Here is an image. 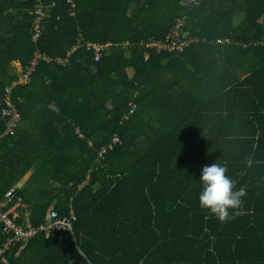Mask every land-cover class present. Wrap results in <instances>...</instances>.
Instances as JSON below:
<instances>
[{"label":"trees","instance_id":"1","mask_svg":"<svg viewBox=\"0 0 264 264\" xmlns=\"http://www.w3.org/2000/svg\"><path fill=\"white\" fill-rule=\"evenodd\" d=\"M184 1L76 0L72 15L69 0H40L33 42L37 1L0 0V201L15 188L36 227L51 210L76 214L72 233L16 244L8 264H264V0ZM179 18L198 42L143 45ZM81 41L111 46L99 62L69 56ZM37 52L50 61L13 88L19 120L5 135L14 63ZM214 163L247 191L227 222L199 207Z\"/></svg>","mask_w":264,"mask_h":264},{"label":"built area","instance_id":"2","mask_svg":"<svg viewBox=\"0 0 264 264\" xmlns=\"http://www.w3.org/2000/svg\"><path fill=\"white\" fill-rule=\"evenodd\" d=\"M37 5L34 10L30 11L31 14H35L36 18L33 24L32 32L33 42H37L42 32V24L48 13L45 6L40 3V0H36ZM72 3V15H75V8L77 7L76 0H69ZM197 4L196 0L184 1L183 5L192 6ZM183 26V19L179 18L176 25L171 29V32L167 35L165 40L150 39L147 43H143L147 49H153L157 52H169V53H182L191 46L194 42H198V39L192 37H181V27ZM111 44H99V43H84L81 41L76 46L69 56L76 50L84 48L87 52L93 55L95 62H99L102 57L107 53L108 47ZM148 57V56H147ZM41 60L50 61L44 57L41 53L37 52L32 63L26 68L21 69L20 65L15 66L18 72L17 78L12 84L6 86L4 95L2 98L4 108L2 109L1 117L6 123L7 131L5 135L11 133L19 120L18 112L15 106L12 104V91L16 86H24L30 83L32 75L35 73L38 63ZM68 62L66 60L64 63ZM130 115L134 114L138 109L135 103L131 104ZM129 118V117H128ZM121 144V140L115 137L112 144L108 147L112 150L115 145ZM108 148H104L101 152V157H104ZM31 208L28 204L17 196L15 188H10L2 200L0 201V224L2 226L1 234L6 237V242L3 247H0V264H8L9 257L11 256V248L20 244L26 246L33 238L39 234H45L48 238L56 232L60 233H72L76 214L72 210L69 214L60 215L57 211L51 210L47 217L45 224L41 226H34L30 220Z\"/></svg>","mask_w":264,"mask_h":264},{"label":"clouds","instance_id":"3","mask_svg":"<svg viewBox=\"0 0 264 264\" xmlns=\"http://www.w3.org/2000/svg\"><path fill=\"white\" fill-rule=\"evenodd\" d=\"M201 172L199 207L220 222L241 215L239 210L243 207L247 191L243 187L237 189L236 182L227 175V168L214 163L202 167Z\"/></svg>","mask_w":264,"mask_h":264},{"label":"crops","instance_id":"4","mask_svg":"<svg viewBox=\"0 0 264 264\" xmlns=\"http://www.w3.org/2000/svg\"><path fill=\"white\" fill-rule=\"evenodd\" d=\"M19 65L18 63H14V67ZM34 171H30L27 176H24L23 180H27L31 175H33ZM22 182L20 184H18V187H21ZM29 205V204H28ZM30 206V205H29ZM31 208V207H30Z\"/></svg>","mask_w":264,"mask_h":264},{"label":"rangeland","instance_id":"5","mask_svg":"<svg viewBox=\"0 0 264 264\" xmlns=\"http://www.w3.org/2000/svg\"><path fill=\"white\" fill-rule=\"evenodd\" d=\"M28 174V173H27ZM27 176V175H26Z\"/></svg>","mask_w":264,"mask_h":264}]
</instances>
